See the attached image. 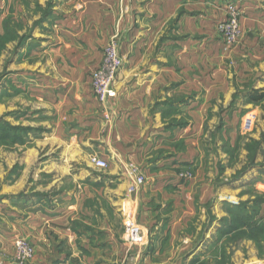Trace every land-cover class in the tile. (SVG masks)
<instances>
[{
  "label": "crops",
  "instance_id": "crops-1",
  "mask_svg": "<svg viewBox=\"0 0 264 264\" xmlns=\"http://www.w3.org/2000/svg\"><path fill=\"white\" fill-rule=\"evenodd\" d=\"M142 1L138 18L129 15L124 20L123 66L116 76V98L108 104L107 118L91 88V72L101 61L93 48V40L97 43L94 26L101 23L107 32L113 27L118 0H60V11L81 10L84 24L76 20L78 14L66 16L59 22L58 41L49 43L44 56H26V68L23 63L13 68L23 70L32 82L26 94L37 102L36 109L47 110L48 120L43 125L51 129L43 138V150L27 154L33 162L42 152L43 161L26 169V188L32 185L28 180L32 172L52 178L46 188H56L58 193L49 208L20 216V181L7 175L19 164L18 150H2L0 264H13L14 240L19 236L26 237L34 247L29 264H132V260L148 264L164 235L168 233L174 241L183 231L181 222L189 220L194 183L181 182L176 174L180 169L194 168L199 135L196 125H200V113L210 108L211 57L203 56V87L197 103L192 99L183 104L164 103V89L180 82L179 73L187 77L181 79L178 91L187 96L195 91L189 69L178 70L181 56L145 55L166 16L164 6L173 7L182 0ZM235 2L241 11L240 51L248 55L242 57L252 64L254 76L244 99L258 105L264 100V0ZM74 44L87 49L73 56L69 50ZM16 101L22 103L23 99H12ZM26 106L30 108L29 102ZM167 107L187 116L183 127H169L163 117ZM94 158L106 162L107 168L95 166ZM130 166L145 177L143 185L135 190ZM169 203L177 211L166 216L164 224L162 212ZM133 210L146 236V244L136 249L139 254L123 239L124 214ZM180 240L183 248L189 237L181 234Z\"/></svg>",
  "mask_w": 264,
  "mask_h": 264
},
{
  "label": "rangeland",
  "instance_id": "rangeland-1",
  "mask_svg": "<svg viewBox=\"0 0 264 264\" xmlns=\"http://www.w3.org/2000/svg\"><path fill=\"white\" fill-rule=\"evenodd\" d=\"M142 2L118 0L113 27L107 32L101 23L94 26L97 43L93 40V48L100 54V64L107 49L113 47L123 66L122 43L127 28L124 20L129 15L136 20ZM59 4L60 0H0V153L11 148L18 150L19 164L7 175L20 181V216L49 208L58 191L46 188L52 178L32 172L28 179L32 185L26 188V169L43 161L42 152L37 156L39 162L37 158L30 161L27 154L43 150V138L51 129L43 125L48 120L47 110L36 109L37 102L26 94L32 82L23 70L17 72L13 68L21 63L26 68V56H44L43 50L50 47L49 43L58 41L59 22L66 16L78 14L76 20L84 22L81 10L67 13L60 11ZM164 10L166 16L159 24L157 38L154 36L147 53L144 52L146 46L140 53L181 56L178 70L188 68L187 74L193 77L195 86L194 94L180 93L177 87L187 76L179 73L180 82L164 89V103L183 104L189 102L187 99L197 103L203 87V56L211 57V100L210 108L200 113V125H196L199 135L196 136L194 168L180 169L176 174L179 181L194 183L192 213L189 220L181 222L183 231L174 241L168 233L164 235L161 247L148 264H264V100L253 105L248 103L249 99H244L254 76L252 64L242 57L248 55L240 51L243 37L240 8L235 0H182V4L164 6ZM107 21L110 23L109 19ZM229 25L236 27L234 33L226 31ZM80 46H71L69 51L73 56L87 49ZM167 61L171 62L170 57ZM100 64L91 72V77ZM192 69L195 70L193 75ZM18 96L23 102H12ZM110 101L103 106L97 101L105 118L109 116ZM27 102L30 108L34 104V109L28 108ZM163 110L169 127L184 126L187 119L184 113L176 114L172 107ZM248 118L252 123L245 131L243 123ZM138 174L145 182L140 170ZM176 211L170 203L166 204L163 223L166 216L169 218ZM181 234L189 237L183 248ZM17 239L27 241L33 249L32 258L26 263L29 264L34 257V247L24 236ZM145 244L130 249L139 254L136 249ZM13 250L12 263L15 264L14 245ZM132 264L141 263L132 260Z\"/></svg>",
  "mask_w": 264,
  "mask_h": 264
},
{
  "label": "built area",
  "instance_id": "built-area-1",
  "mask_svg": "<svg viewBox=\"0 0 264 264\" xmlns=\"http://www.w3.org/2000/svg\"><path fill=\"white\" fill-rule=\"evenodd\" d=\"M225 29L227 32L234 33L236 27L233 25H229ZM230 39L234 40V36H231ZM121 66L122 60L117 56L115 49L111 47L107 49L103 61L101 62L97 70L92 74V92L96 100L102 106L105 105L108 101L116 98L115 80ZM251 123V119H245L243 123V129L245 131L250 129ZM93 163L98 168H107L106 162L98 158H94ZM131 173L134 177L132 190H135L136 188L143 185L144 180L143 177L138 174V170L136 168L132 167ZM122 230L123 239L129 248L141 246L146 243V236L144 235L142 228L136 222L134 214L130 211H127L124 214ZM14 249L15 264H26L32 258L33 249L31 245L25 240L17 239L14 242Z\"/></svg>",
  "mask_w": 264,
  "mask_h": 264
}]
</instances>
